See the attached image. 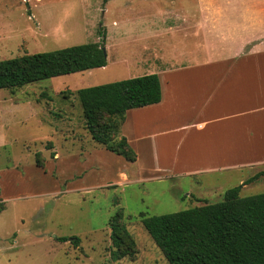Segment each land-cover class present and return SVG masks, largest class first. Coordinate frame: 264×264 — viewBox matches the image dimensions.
Here are the masks:
<instances>
[{"label":"rangeland","instance_id":"1","mask_svg":"<svg viewBox=\"0 0 264 264\" xmlns=\"http://www.w3.org/2000/svg\"><path fill=\"white\" fill-rule=\"evenodd\" d=\"M149 2L0 0V60L81 43L106 49L103 67L0 89V264H170L142 217L218 202L234 186L240 196L264 192V176L242 185L246 169L162 173L146 151L129 162L85 128L76 89L151 70L141 49L151 40L145 23L158 22ZM121 120L98 115L116 140ZM116 213L128 233L119 248Z\"/></svg>","mask_w":264,"mask_h":264},{"label":"crops","instance_id":"2","mask_svg":"<svg viewBox=\"0 0 264 264\" xmlns=\"http://www.w3.org/2000/svg\"><path fill=\"white\" fill-rule=\"evenodd\" d=\"M153 2L158 22L145 23L151 40L141 49L153 51L144 55L162 98L128 109L119 135L157 172L240 168L247 180L264 171V0Z\"/></svg>","mask_w":264,"mask_h":264},{"label":"trees","instance_id":"3","mask_svg":"<svg viewBox=\"0 0 264 264\" xmlns=\"http://www.w3.org/2000/svg\"><path fill=\"white\" fill-rule=\"evenodd\" d=\"M102 47L100 43H81L2 59L0 89L103 67L106 55ZM75 93L92 139L125 160L135 161L136 153L126 138L116 140L117 127L99 124L98 115L122 119L128 109L158 103L162 98L158 75L149 73L81 87ZM262 174L264 171L243 183ZM239 190L240 186H234L218 202L142 217L141 222L170 264H264V192L240 196ZM119 218L116 213L110 221V237L116 248L128 234Z\"/></svg>","mask_w":264,"mask_h":264},{"label":"water","instance_id":"4","mask_svg":"<svg viewBox=\"0 0 264 264\" xmlns=\"http://www.w3.org/2000/svg\"><path fill=\"white\" fill-rule=\"evenodd\" d=\"M102 51L106 55V49H105V47H102Z\"/></svg>","mask_w":264,"mask_h":264}]
</instances>
